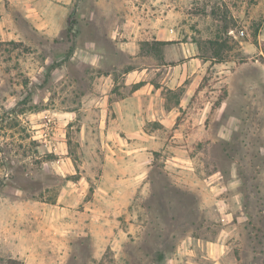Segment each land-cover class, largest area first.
<instances>
[{
	"label": "rangeland",
	"instance_id": "rangeland-1",
	"mask_svg": "<svg viewBox=\"0 0 264 264\" xmlns=\"http://www.w3.org/2000/svg\"><path fill=\"white\" fill-rule=\"evenodd\" d=\"M7 41L0 264H264V0H0Z\"/></svg>",
	"mask_w": 264,
	"mask_h": 264
},
{
	"label": "crops",
	"instance_id": "crops-1",
	"mask_svg": "<svg viewBox=\"0 0 264 264\" xmlns=\"http://www.w3.org/2000/svg\"><path fill=\"white\" fill-rule=\"evenodd\" d=\"M156 37V40H166L171 41V38L168 36V32L166 31V37H164V32ZM167 45V44H166ZM185 50V51H184ZM168 52L166 51V56ZM191 55V54H190ZM183 60L170 68L166 67V83L168 85H173L175 82L184 81L188 76L190 77L191 74H198L201 69L203 68L205 62L201 59H197L196 57L189 56L187 54L186 49L183 48V52L180 55ZM193 64V68L191 67ZM146 70L147 68L142 67L141 69H133L124 73L126 77L129 78H137V79H144L146 77ZM196 72V73H195ZM139 81V80H138ZM114 82L112 73L100 74L98 78H95L94 85L98 87H102L104 84H109ZM107 95L100 96L101 99H105ZM99 100V101H100Z\"/></svg>",
	"mask_w": 264,
	"mask_h": 264
},
{
	"label": "trees",
	"instance_id": "trees-1",
	"mask_svg": "<svg viewBox=\"0 0 264 264\" xmlns=\"http://www.w3.org/2000/svg\"><path fill=\"white\" fill-rule=\"evenodd\" d=\"M160 43H163V42H160ZM0 45H4L3 47H0V49L2 51L7 52V53H10L11 51H13V49H15L14 48L15 47L14 46L15 45V42L14 41L3 42V43H0ZM8 45H10V46L8 47ZM5 164H6V161L3 160L2 165H5ZM2 186H5V182H4V180H1L0 179V187H2ZM168 189L169 188L166 187V190H168ZM6 264H20V263L18 261H16V260H14V259L11 258V259H8V261H7Z\"/></svg>",
	"mask_w": 264,
	"mask_h": 264
}]
</instances>
